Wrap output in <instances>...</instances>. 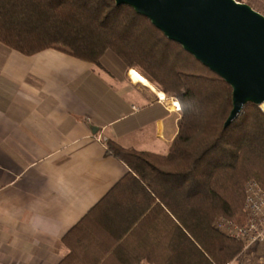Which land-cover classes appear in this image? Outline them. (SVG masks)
Segmentation results:
<instances>
[{
	"label": "trees",
	"instance_id": "trees-1",
	"mask_svg": "<svg viewBox=\"0 0 264 264\" xmlns=\"http://www.w3.org/2000/svg\"><path fill=\"white\" fill-rule=\"evenodd\" d=\"M0 43L96 66L112 53L181 106L166 155L105 141L130 171L63 237L68 253L58 264H228L242 254L243 244L216 221L245 225L248 183L264 191L261 105L247 103L225 127L232 86L114 0H0Z\"/></svg>",
	"mask_w": 264,
	"mask_h": 264
},
{
	"label": "crops",
	"instance_id": "crops-1",
	"mask_svg": "<svg viewBox=\"0 0 264 264\" xmlns=\"http://www.w3.org/2000/svg\"><path fill=\"white\" fill-rule=\"evenodd\" d=\"M112 56L96 66L0 43V264L67 255L63 237L130 171L106 140L169 152L179 104L138 71L125 75Z\"/></svg>",
	"mask_w": 264,
	"mask_h": 264
},
{
	"label": "water",
	"instance_id": "water-1",
	"mask_svg": "<svg viewBox=\"0 0 264 264\" xmlns=\"http://www.w3.org/2000/svg\"><path fill=\"white\" fill-rule=\"evenodd\" d=\"M132 7L233 88L228 127L247 103L264 108V16L236 0H114Z\"/></svg>",
	"mask_w": 264,
	"mask_h": 264
},
{
	"label": "built area",
	"instance_id": "built-area-1",
	"mask_svg": "<svg viewBox=\"0 0 264 264\" xmlns=\"http://www.w3.org/2000/svg\"><path fill=\"white\" fill-rule=\"evenodd\" d=\"M175 109L181 110L179 106ZM245 213L249 220L245 226L235 229L236 238L246 242V248L255 243L264 244V191L253 181L246 188Z\"/></svg>",
	"mask_w": 264,
	"mask_h": 264
},
{
	"label": "rangeland",
	"instance_id": "rangeland-1",
	"mask_svg": "<svg viewBox=\"0 0 264 264\" xmlns=\"http://www.w3.org/2000/svg\"><path fill=\"white\" fill-rule=\"evenodd\" d=\"M241 3H244V4L249 5L255 11L259 12L260 14H262L264 16V0H242ZM108 54L113 55L112 57H115V60L117 61V63L119 64V66L122 67V69L124 70V73L126 75L128 73V70H130V69H126V67L124 66V64H122V62L114 54L107 53L106 55H108ZM102 63L104 65H106V66H109V64L107 63V61L105 59L102 60ZM117 69L118 68L115 67V70L116 71H117ZM135 70H137L140 74H142L138 69H135ZM147 80L149 82H151L149 79H147ZM151 83L156 88H158V89L161 90V88L158 87L156 84H154L153 82H151ZM139 85H140V87H143L141 84H139ZM143 88H145V87H143ZM168 96L171 99H174V101H177L174 97H172L170 95H168ZM177 103H178V101H177ZM180 109H181V106H180ZM180 111H178V112L181 113ZM246 216H247V214H246ZM247 220H249L248 216H247ZM216 224H217L218 229L221 232H223L224 234H226V235H228L230 237H233V238L237 239L244 246V249H243L242 254L240 256H238L236 259H234L233 261H231L230 263H232V264H264V244L255 243V244L251 245L250 247L246 248V242L239 240L235 236L236 235V230L235 229L236 228H241V227L245 226L247 223L245 225H243V226H238V225L232 223L231 221H229V220H227L225 218H218V220L216 221ZM234 232H235V234H234Z\"/></svg>",
	"mask_w": 264,
	"mask_h": 264
}]
</instances>
